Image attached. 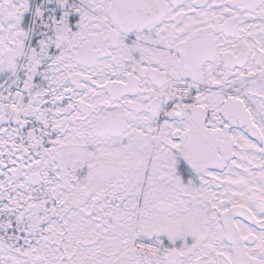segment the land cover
<instances>
[{
	"label": "snow or ice",
	"instance_id": "1",
	"mask_svg": "<svg viewBox=\"0 0 264 264\" xmlns=\"http://www.w3.org/2000/svg\"><path fill=\"white\" fill-rule=\"evenodd\" d=\"M0 264H264V0H0Z\"/></svg>",
	"mask_w": 264,
	"mask_h": 264
}]
</instances>
